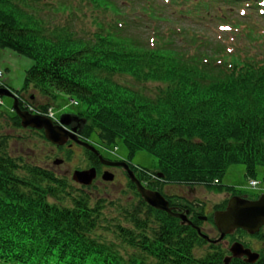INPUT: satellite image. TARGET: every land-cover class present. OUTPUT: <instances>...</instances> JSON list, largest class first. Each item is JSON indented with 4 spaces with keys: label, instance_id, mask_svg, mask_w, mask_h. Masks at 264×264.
Here are the masks:
<instances>
[{
    "label": "trees",
    "instance_id": "16d2710c",
    "mask_svg": "<svg viewBox=\"0 0 264 264\" xmlns=\"http://www.w3.org/2000/svg\"><path fill=\"white\" fill-rule=\"evenodd\" d=\"M148 3L145 18L168 21V6ZM135 16L119 0H0V49L33 61L16 92L32 88L52 101L61 92L80 101L83 138L104 147L122 141L130 157L144 151L157 160L156 172L137 168L144 182L162 174L172 185L253 199L222 181L233 165L242 164L248 179L264 170V55L210 49L208 36L184 27L139 34ZM5 119L21 128L19 117L0 113ZM9 140L0 131V264H226L224 243L209 244L138 193L137 208L110 217L105 201L93 203L67 179L13 157ZM192 222L202 227L197 217ZM236 234L247 232L230 235L228 246ZM252 237L264 241L263 231ZM256 264H264L263 253Z\"/></svg>",
    "mask_w": 264,
    "mask_h": 264
},
{
    "label": "rangeland",
    "instance_id": "374dc122",
    "mask_svg": "<svg viewBox=\"0 0 264 264\" xmlns=\"http://www.w3.org/2000/svg\"><path fill=\"white\" fill-rule=\"evenodd\" d=\"M142 1L144 3V0ZM142 1L138 0L133 2L132 0H119L121 5L124 4L131 18L135 16H132V12L137 14L135 16L136 22L142 25V28L136 30L139 34L146 35L151 33L152 29H157L160 32L166 33L169 29L174 30L184 27L185 29L200 31L205 34V37L208 36L210 39L207 40L206 44L209 45L210 49L211 47L215 49L221 48L223 52L227 53H234L239 50L244 53L251 51L257 55H264V17L260 13V6L263 4L264 0H148L149 3L157 4L158 7H164L165 5L169 7V9H166L164 15L167 16L165 18H168V21H154L153 23L151 19L145 18L144 14L148 12L146 13L143 11L144 9L147 10V8H145L146 5L144 6ZM152 6L156 7L153 4ZM84 10L91 13V6L84 7ZM187 11L190 13H187ZM182 12L185 13V15ZM60 13L63 14V10ZM78 16L82 18L81 13H78ZM203 17H205L204 21L200 22V18ZM83 21L87 24L91 20L88 18L83 19ZM77 25L81 26L82 23L79 22ZM32 65V60L18 55L10 49H0V71L4 73L1 82L11 88L9 89L3 86V89H8L18 98L15 91L23 90L25 85V73ZM119 78L120 81L127 80L132 82L129 77H117L116 79ZM1 82L0 86H2ZM148 87L150 91L155 92V84ZM23 92H28L25 96L27 99L29 96L34 98L33 105L39 106L38 104L42 102H50L53 104L52 111L54 117L58 120L63 116H76L86 108L85 105L77 99L61 92H55L56 99L53 101L52 99L42 96L39 91H35L32 88ZM0 100L1 103L3 102V104L0 105V112H3L4 117L8 118L12 115L14 101L9 98H0ZM5 122L4 120L0 121V131L2 134L10 136L9 150L12 156L18 158L22 157L27 163L40 165L51 170L61 179H67L74 190L77 192L84 191L89 194L92 197L93 203L98 199L105 201V212L108 213L110 217H119V209L121 210L123 207L131 208L135 206L137 208L139 206L138 197L134 195L127 183L121 180L122 178H118L116 181L114 180L115 183L105 182L98 178L97 180L95 179L93 185L89 187H82L80 184L73 181L75 171L89 170L88 167L90 163L86 155L87 152L84 151L81 146H75L72 148V152L67 154L66 150H61L51 144L46 139L42 138L41 134L30 129L13 127L9 119H5ZM91 141L94 143L91 146L96 148L104 158L124 160L130 157L129 151L122 141H119L115 145L117 147L115 152H113L114 146L104 147L98 141H94L93 139H91ZM57 159L62 160L63 163L54 165L53 162ZM132 160L138 167L155 172L157 171V160L144 151L136 153L135 156L132 157ZM263 171L261 167L258 168L256 177L254 179H248L245 175V167L242 164L233 165L228 169L222 184L227 187H233L238 191H243L244 194L252 198H257L264 193ZM193 187H202L203 190H197V195H193L192 198L207 202L210 205L225 203L235 194L227 192L230 194L228 195L227 193L216 192L212 187L211 189L204 186ZM204 191L212 195H208ZM112 203L114 205H111ZM211 214L212 212H209L207 216ZM201 225V228L207 235H210L212 238L218 236L217 230L211 221ZM235 237L237 238L235 242L242 243L245 247L254 249L255 253L258 252L259 248L262 249L264 247V241L260 238L252 237L247 234H236ZM228 241L230 242L229 239ZM226 245L228 246V242ZM204 248H207V246Z\"/></svg>",
    "mask_w": 264,
    "mask_h": 264
},
{
    "label": "water",
    "instance_id": "95a60500",
    "mask_svg": "<svg viewBox=\"0 0 264 264\" xmlns=\"http://www.w3.org/2000/svg\"><path fill=\"white\" fill-rule=\"evenodd\" d=\"M0 97H7L14 100V111L21 119L24 128H31L38 131H44L45 138L53 145L62 147L68 143L69 140L82 145L87 150L97 154L100 159L112 166H121V163H111L105 161L98 151L88 143L82 142L77 135V128H68L71 124V119L77 120L76 116H63L58 124H55L50 118L42 115H32L29 112L22 111L19 106L18 99L8 90L0 88ZM62 160H55L54 165L62 164ZM127 171L131 179L136 183L138 192L144 201L156 210L168 213L171 217L179 219L182 223H187L197 230L199 236L211 244L224 243L225 238L234 234L237 230L246 231L250 235L258 234L264 226V194L256 200H250L241 196H234L230 199L227 208L224 211H218L214 214V223L219 231V237L216 240L210 239L203 234L201 229L195 226L187 217L186 214H176L169 208L168 202L158 192H150L145 189L142 184L136 180L132 171L127 167ZM161 176V175H160ZM97 177L96 169L92 168L86 171H75L73 180L81 186L88 187L92 185ZM105 182H113L114 175L108 172L102 177ZM188 214V212H187ZM206 220V218H204ZM230 251L234 257H245L248 264H255L259 259V254L252 252L250 249L244 247L243 244L235 242L232 244ZM229 257L225 259V263L229 264Z\"/></svg>",
    "mask_w": 264,
    "mask_h": 264
},
{
    "label": "flooded vegetation",
    "instance_id": "af4514ba",
    "mask_svg": "<svg viewBox=\"0 0 264 264\" xmlns=\"http://www.w3.org/2000/svg\"><path fill=\"white\" fill-rule=\"evenodd\" d=\"M26 95H18V101H21V106L23 107L22 103L23 98H25ZM32 105L34 103V98H31ZM24 109H26V107H23ZM71 121V125L69 126L70 128H74L76 127V125L78 126L77 123H75V120H70ZM33 130V129H30ZM39 134L42 135V131H36L33 130ZM79 131L77 130V133ZM80 140L82 142L85 143H90L91 145H93L94 143L91 140H87L85 138H83L80 135ZM10 145V144H9ZM81 146L84 151H87L86 155L87 158L89 160V169L90 168H95L96 172H97V178H100V180H102V176L104 173L108 172L110 174L114 175V180H118V178H122V181H125L127 183V185L130 187L132 192H135L132 189V186H136V183L131 179L128 171H127V167L129 168L130 171H132L134 173L135 178L140 181L149 191L151 192H159L162 194V196L168 201L169 203V208H171V210L174 213H189L188 217L190 218V220L195 217L198 218V221H200L202 224L208 223L209 222V216H207V213L212 212V214H214L217 211H223L224 209H221V207L225 204V203H215V204H208L207 202L204 201H198L196 199H193V195H197V190H203L202 187H193V186H177V185H172L170 183H168L166 181L165 178H159L156 175L152 174L150 176V179L147 181H143L144 178H146L145 176H143L140 172L137 171V168H139L138 166H136L132 161V157H129L128 159H124V160H115V159H109V158H104L103 156H100L107 162H111V163H121V166H112V165H108L106 163H104L100 157L95 154L92 153L88 150H86L82 145L80 144H76L72 141H70L68 144H66V148L68 149H72L75 146ZM114 181V183H115ZM201 188V189H200ZM211 189V188H210ZM137 190V188H136ZM205 193H207L208 195H212L209 194L207 191H204ZM226 194V193H225ZM228 194V193H227ZM215 196H218L217 194H214ZM230 195V194H228ZM225 196V195H224ZM198 198V197H197ZM229 202V201H228ZM212 209V210H211ZM201 212L203 214H201ZM203 217H207L206 220L202 219ZM261 231H263L264 234V226L261 228ZM247 248V247H246ZM229 249V248H228ZM252 250V252H255L254 249L250 248ZM261 258L262 257V253L264 256V247L262 249H258L257 252ZM228 257H231V260H233L235 257H233V254L229 251V253L226 255ZM235 259H245L244 257L241 258H235Z\"/></svg>",
    "mask_w": 264,
    "mask_h": 264
},
{
    "label": "built area",
    "instance_id": "2783aa9c",
    "mask_svg": "<svg viewBox=\"0 0 264 264\" xmlns=\"http://www.w3.org/2000/svg\"><path fill=\"white\" fill-rule=\"evenodd\" d=\"M2 76V73L0 72V77ZM255 184H256V182H255Z\"/></svg>",
    "mask_w": 264,
    "mask_h": 264
}]
</instances>
